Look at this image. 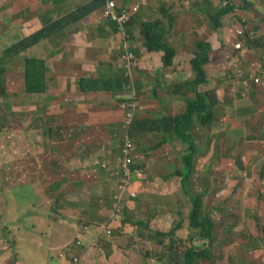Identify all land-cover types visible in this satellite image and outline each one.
Returning <instances> with one entry per match:
<instances>
[{
    "label": "crops",
    "instance_id": "obj_1",
    "mask_svg": "<svg viewBox=\"0 0 264 264\" xmlns=\"http://www.w3.org/2000/svg\"><path fill=\"white\" fill-rule=\"evenodd\" d=\"M116 1L122 7L141 2ZM176 1L168 0L167 7L164 6L167 12L163 16L174 18L169 43L176 53L173 64L166 68L163 62L165 52L149 51L139 27L142 22L163 17L153 15L154 7H158L157 11L162 9L160 0H146L153 9L148 12L147 7L143 13L146 2L139 3V17L134 16L129 33H126L129 34L127 39L123 38L116 24L104 18L105 6L99 0H0V36L8 32L12 37L6 42V47L41 30H48L45 38L21 53L24 57L31 56L46 62L48 89L43 94L25 93L18 96L19 101L21 98L27 101L24 110L20 111V117L28 119L30 134L28 142H19L18 159L24 157L26 152L31 157L43 151L48 153L46 157L52 156L55 164L82 167L76 172L77 179L71 180V188L59 191L61 184H53L52 188L57 191L50 192L53 198L59 199V210L55 206L40 207L31 201L27 206L28 212L24 211L23 206H18L19 222L13 226L24 239L17 236L16 240H11L0 234V264H72L60 254L71 256L81 253L73 248V239L76 227L89 223L88 212L94 217H104L103 221L113 218L111 204L107 202L115 188L111 187V172L104 169L103 164L112 162L120 153L119 144L124 141L132 123L133 127H139L135 134L131 128V136H134L145 176L142 186H137L141 208L143 206L142 210L146 211L141 216L143 222L161 227L165 213L174 215L181 211L179 200L172 205L175 209H166L171 208L168 203L176 194L185 198L181 177L175 172L183 169L182 158L186 154V147L175 136L165 142L164 138L165 131L169 129L170 133L173 126L170 118L180 115L181 109H185L183 103L187 105L192 98V67H189L192 60V31L200 32L195 26L196 21L200 26L202 22L195 20L192 26V14L184 18L185 14ZM248 1L260 7L255 0ZM92 3L94 10L78 19V15L81 16ZM5 15L11 17L9 26L4 25ZM232 18L230 14L223 20L219 41L225 36L226 22ZM127 51L137 59L134 68L140 69V77H135L136 80L129 79L126 62L122 59ZM212 53L213 63L217 51ZM234 54L238 60L242 55L238 51H234ZM243 67L248 69L246 64ZM249 80L244 75L239 80L240 84H235L239 92L228 95L224 100L220 98L222 90H218V96L223 101L220 103L221 119L214 129L211 128V136L210 131L203 132L199 143L209 138V145H217L219 155L217 158L213 152L210 155L206 151L208 146L200 143L194 174L201 173V184L196 187L194 182L192 186V175L189 181L190 190L193 188L202 196L204 213L216 223L215 229L220 234L215 244L218 256L226 257L225 263L211 260L207 264H260L264 256V233L259 230L260 212L252 203L251 196L252 192L255 198H264V90L260 88L256 91L253 86L250 89ZM182 83H188L189 90L180 89L178 86ZM243 91H248L250 96L246 104H242L240 96ZM230 100L238 105L232 112L228 105ZM226 105L227 111L224 113ZM130 113L134 122L128 125ZM22 130L20 128L18 133ZM40 135L44 145L36 143L41 139ZM176 145H182V149L177 151ZM226 164L230 166L229 170L224 167ZM15 176L14 180L19 183L29 179V173L21 167L15 170ZM213 179L216 186L212 184ZM64 181L59 179L54 182ZM86 181H91L93 185L84 186ZM105 181L109 184V191L99 194ZM224 184L229 190L222 195ZM30 187V193L37 195L39 198L36 202H39L37 187L35 184H30ZM72 197L76 199L72 200ZM232 197L234 201H229L230 205H227ZM216 199V202L207 204L209 200ZM162 201H165L166 207ZM189 204L188 200L187 206H184L186 212L191 208ZM127 207L130 215L138 209L135 201L128 202ZM22 215L27 223L22 221ZM31 238L42 244L38 252L29 245ZM89 243L90 235H87L84 244ZM149 243L162 247L155 242ZM89 252L85 257L82 255L84 260ZM106 259L110 264V260L112 263V260L118 259V254H110Z\"/></svg>",
    "mask_w": 264,
    "mask_h": 264
},
{
    "label": "rangeland",
    "instance_id": "obj_2",
    "mask_svg": "<svg viewBox=\"0 0 264 264\" xmlns=\"http://www.w3.org/2000/svg\"><path fill=\"white\" fill-rule=\"evenodd\" d=\"M162 5L160 7L163 9V7H167L166 3H168V0H160ZM224 1L225 0H177L178 7L182 9L183 13L185 14L184 18H188L187 15L192 14V26L195 24L193 20L200 19L202 22L201 26L198 21H196L197 25L196 28L197 30H200V32L197 31H192V57L194 55L193 50L195 51V46L194 42L199 41V40H207L212 47L216 46L217 48L220 46H217V33L214 31V29L211 27L210 24L211 19L209 18V13L214 14L216 11L223 9L224 6ZM237 1V8H244L246 11L249 13H244L241 11L235 12V14L232 16L235 19H232L230 22L227 21V30L225 33V36L222 38L221 41H224L227 38H230L232 42H235L236 38L234 37V33H231V29L235 28V25L240 22L241 18L245 17L249 21V24L257 27L259 25H262V19L260 18L261 16L258 14V10L256 8H253L251 5L245 3L244 0H236ZM257 2L260 4V6H264V0H257ZM165 4V5H164ZM88 11H90V8H87V10L81 15V19L87 16ZM156 17V16H155ZM225 17L223 18V20ZM11 17L5 15V26L11 25ZM188 22V21H187ZM188 28V26H185ZM231 27V29H230ZM261 31V30H259ZM258 31V32H259ZM198 33V34H196ZM5 34V33H4ZM0 36V62L4 59L5 61H9V64H5V68L7 69V73H5L6 78H8V99L10 100V104L8 107H10V111H1L0 110V234H4L6 238L16 240L17 236L19 239H24V237L19 236L17 233L19 231L13 226L16 225L19 222V213H18V206H23L25 209L24 211L28 212L29 208H27L29 202L31 201L32 203H35L37 205L41 206H55L54 208L59 210L61 208L59 199L53 198V195L48 192L47 190H52L53 192L57 191L53 187L54 183H60L61 187L59 191L64 190V189H69L73 186L72 181L73 179H77L76 172L80 171L82 167L77 168L76 165H67V166H60L58 164L53 163V160H51L50 157H45V153L43 151L38 152L40 153L39 156L40 158L33 159L31 163H27L24 166L25 172L29 173V179L26 180L25 182L31 181V183L35 184L37 187V191L40 194V201L36 202V199L39 197L33 193H30L29 186L28 185H22L18 181L14 180L15 179V166H13V162L18 160V145L19 142L22 140L23 142L26 141V131L23 129L22 132H20V140H18L17 134H15V128H17L19 125L14 123V119L18 121V123H21L26 120L25 117H20V111L24 110L23 106L27 102L23 98L19 101L18 96H21V94L24 92V77L23 74V68L21 67L20 63V57H6L5 56V45L6 42L12 40L11 34L7 32V34L4 36ZM16 34V32H14ZM220 40V39H219ZM220 41V42H221ZM254 49V43H253ZM219 49V48H218ZM214 51V49H213ZM212 51V52H213ZM226 49H220L217 54H215V58L213 59V63L207 65V73H208V81L209 83L207 84L206 87L201 86L199 88V91H203L204 89L207 90H222L221 95L223 96V93H229V95H233L236 92H239L238 86V81L243 78L244 75H247L249 79H253L256 83H264V75L262 74V70H260L261 74L256 73L253 69L249 71V69H246L243 67L245 65V59L247 56H249L247 59L249 61V64L254 65L258 64L260 67L264 64V60H261L257 56V54H251L250 51L245 47L240 51L241 57H239V60L231 59V58H226ZM264 55V51L262 52ZM242 62V64H241ZM189 67L191 68V64H189ZM261 69V68H260ZM140 69L136 68L135 71H133V78L135 77H140L139 75ZM192 73V77H193ZM227 79H232V82L235 85L231 86V83L228 82ZM136 80V79H135ZM3 84V83H2ZM6 84V82H5ZM227 84V85H226ZM252 86V85H251ZM254 87V86H253ZM232 88V89H231ZM235 89V90H234ZM233 93V94H232ZM241 99H242V104H245L246 100L250 99L248 91H243L241 94ZM195 98L194 92H192V98L189 100H192ZM138 103H139V98H138ZM20 104H23L19 106ZM183 105H185V109H181L180 114H184L187 105L184 102ZM229 108L231 109L230 112L235 111L237 109L236 104H234L233 101L230 100V103H228ZM227 105L225 106V111H227ZM260 109V108H259ZM258 109V110H259ZM19 112V116L16 117V113ZM222 113V111H221ZM177 116V115H175ZM11 117V119H10ZM259 116L258 118H260ZM263 119H264V110H263ZM221 119V117H220ZM253 120V118H252ZM264 121V120H263ZM26 124V123H24ZM173 124V123H172ZM262 127V125L260 126ZM198 132H204L205 130L203 128H198ZM193 132H196V128L193 129ZM197 136L202 135V133H198ZM188 134H192V130L188 132ZM30 135V134H29ZM41 139L38 141V145H43V138L42 135ZM200 137H197L196 142L199 144ZM205 142L203 143L200 142L202 145H207V150L210 152V155L213 152L214 157H218V152H217V145H209L210 139L206 138L204 139ZM189 143L186 141L184 143V146L187 148ZM175 148L178 150L182 149V145H176ZM186 154L189 153L188 150L185 151ZM223 154V153H222ZM231 157V155H229ZM180 159V158H179ZM227 160V158H225ZM195 167V166H194ZM227 170H229L230 166L226 164L224 166ZM97 173L101 175V172L97 170ZM201 173L199 175H192V186H194V182H196V187H198L201 184V179H200ZM191 178V176H190ZM65 180L64 182H54L57 180ZM200 180L199 182L197 180ZM190 181V179H189ZM213 185H217V183L214 181L212 182ZM22 185V186H21ZM93 183L91 181H86L84 183V186L90 187L92 186ZM139 185L142 186V182H139ZM16 186V188H15ZM34 187V186H33ZM83 189V188H82ZM228 187H225L224 184V190L222 195L228 192ZM32 191V190H31ZM109 191V184L107 181H105L103 185V189L101 190L100 193H106ZM257 193V192H256ZM185 198L183 199L181 194H176L173 196L169 203L171 208L166 209V210H172L175 209L173 208V204H176V200H179L180 206H181V212L178 213L179 216L169 214V212L165 213L162 220H161V227L158 229L156 226L153 227L154 230L160 232L165 231L169 232L173 227H174V221L175 219H180L184 218L185 222H189V214L190 210H187V212L184 210V206L188 204V198L185 193ZM251 196H253V202L255 203L256 209L260 212V226L259 230L260 232L264 233V198L257 199L254 197V195L251 192ZM33 198V199H32ZM224 198H226L224 196ZM76 199V197L71 198ZM165 200V198H162ZM58 200V201H57ZM185 200V201H184ZM220 200V196H219ZM216 200H209L207 204L216 202ZM229 201H234V197L230 198L227 201V205H230L228 202ZM136 206L138 205V209L136 211H133L134 219H132V225L127 224L123 226L121 224V220L125 218V211H124V216L123 217H118V216H113V219H110L107 223L105 220L103 221L104 217L100 218V216H91L89 215L88 212V220L90 225H95L96 223H102L106 226L105 230H103L102 233H99L97 229L94 227L87 235H90V243L89 245L83 244L82 246V254L89 252L91 249L93 251H90L89 254L87 255L86 259L84 260V257L81 260L80 264H109V261L106 259V256L110 254H118V259L116 260H110V264H158L160 260L159 256L164 257L165 263H170V257L173 258L174 260L179 261L180 263L183 261V254L179 250L172 251L169 246H162L159 247L155 245L154 243H149L150 241L148 240L150 234L148 230L142 229L141 225L139 224L140 222H143L144 218H141L143 214H146V211L142 210L143 206H139V200L136 199ZM164 202V206L166 207V203ZM163 205V204H162ZM189 207H191V203L189 204ZM133 208V206H132ZM165 209V208H162ZM191 209V208H190ZM131 214V211H130ZM257 214V213H256ZM22 217V221L26 222L25 217ZM135 217L137 219H140V221H136ZM243 218H241L240 221H242ZM114 220V221H112ZM112 221V222H111ZM139 222L138 224L134 225V223ZM27 223V222H26ZM11 225V226H10ZM59 227L58 225H55ZM121 229L122 234L116 233V230ZM111 231L109 234L108 231ZM164 232V233H165ZM154 233V232H153ZM185 235L182 238H186V235L188 237L190 236L189 230L188 229H183L181 231H178L177 234ZM86 235V236H87ZM216 235L217 238L220 237L219 232L216 230ZM69 236V235H68ZM192 237V236H191ZM234 241V243L237 241ZM32 239V242L29 244L30 246H33L35 248V252H38L40 248L42 247V244L37 242L36 239ZM75 239V236H74ZM73 239V240H74ZM86 239V237H85ZM227 237L224 238V242L226 241ZM63 240V238H62ZM197 242L196 245L202 246L204 241L201 239H195ZM217 241L214 242V245L211 247V253H212V261L218 262V263H225L224 258H221L218 256V251L215 247ZM85 243V240L84 242ZM228 244V243H226ZM88 246V248H85V246ZM114 245H118V247H115ZM143 253V254H142ZM230 256V255H228ZM111 257V256H110ZM64 259H66V254L64 253ZM111 259V258H110ZM264 260V256L261 258L260 264H264L262 262ZM205 263L207 264L208 262H202V264ZM254 264V262L252 263Z\"/></svg>",
    "mask_w": 264,
    "mask_h": 264
},
{
    "label": "trees",
    "instance_id": "obj_3",
    "mask_svg": "<svg viewBox=\"0 0 264 264\" xmlns=\"http://www.w3.org/2000/svg\"><path fill=\"white\" fill-rule=\"evenodd\" d=\"M99 1H102L104 4L103 6H105L109 0H99ZM255 1L257 2V0ZM141 2L144 3L146 2V0H141ZM248 3L253 8H256L258 10V14L261 16L260 18L262 19V25L254 27L249 24V21L246 18V21H242L243 23L241 24L242 34L239 35V40L245 41L250 52H252L253 54H257V56L261 58V60H264V55L262 54V52L264 51V6L257 7L253 1L252 3L251 2ZM134 5H132V7H134ZM147 7H148V12L153 9L152 6H150L146 2V4L143 5L142 13L146 12ZM87 8H90V11H88V13H91L92 10H94L95 6L92 3ZM157 8L158 7H154V11H153L154 16L156 15L163 16L164 12L165 13L167 12V10L164 9V7L159 11H157ZM232 11H233V7H232ZM208 13L211 22H213L212 24H210L211 27L215 29V31L220 32L222 28L221 22L223 21L222 17L229 15L231 13V9L229 10L228 8V9H221L219 11L217 10L216 13L214 14L210 13V11H208ZM134 16L139 17V11L135 12L131 16L132 20ZM78 19H81L80 15H78ZM173 26H174L173 18H169L168 16L166 17L163 16L160 19H154V21L142 22L141 24H139V27H141V37L144 39L145 41L144 44L146 45V47H148V50L149 51L162 50L165 52L163 56V62L166 68L173 64L176 56V53L173 50L174 48L171 47L169 43L170 40L169 35H171ZM128 28H127V32L129 33ZM47 33L48 30H41L38 33L28 38H25L17 42L16 44L11 45L10 47L8 46L5 49L6 57H11V58L16 56L20 57V63H21V67L23 68V74H24V77L22 79H24L25 81L24 92L22 94L26 93V95L29 94L32 95V94L47 93L48 85H47L46 62L43 61L42 59H38L31 56L24 57L21 54L24 51L27 52L29 48H31L32 46L37 44L40 40L45 38L47 36ZM120 33L125 39H127V37L129 36V34H124L122 32ZM251 34H255V35L251 36ZM253 43L256 49H254ZM194 46H195L194 47L195 51L193 50L194 55L191 60L192 73L194 76L192 77V82L190 83L192 84V92H194L195 98L187 101V109L184 114H180L174 118H170L173 122V126L170 128L171 129L170 133L168 132L169 129L165 131V138H164V142H165L166 140H171L172 136H175L176 139L180 140L183 144L186 141L189 143V145L186 148V150H188L189 153L185 154L182 158L183 169L179 172L177 171L175 172L177 176L181 177V188L186 194L187 198L189 199V202L191 203L189 222L186 223L184 218L175 219L174 227L169 232H165L161 230H159L160 232H158L154 230L153 227L156 226L159 229L160 226L157 225L150 226L146 222L134 223V225L139 223L142 228L144 226V229L148 230V232L150 233L148 240L150 242H155L160 246H169V248L172 251L179 250L180 252H182L183 261L181 263L170 257L171 262L167 264H202L204 260L205 262H210L212 260L211 247L214 245V242L217 240V235H216L217 229H215L216 223L211 218L210 215L204 213L202 196L199 195V193L193 188L192 191L190 190L189 179L190 176L193 175L195 172L194 162L196 156L199 154L198 153L199 145L196 142V139L197 137H201L203 135V132H198L197 129L203 128L205 130L204 132L210 131V136H211V128L214 129V127H216L217 122L220 120V117L222 116L220 103H222L223 101L221 100L226 99L229 93H223V96L219 95L221 98L220 100L218 96V89L217 90L204 89L203 91H199V88L201 86L206 87L207 84L209 83L206 66L211 64L212 62L210 54L213 51V49L207 40L196 41L194 43ZM5 64H9V61H5L3 59L0 62V110L10 111V107H8L10 104V100L8 99V78H6L7 76H5V73H7ZM245 64L247 65L248 69L251 70L253 69L256 73L261 74L260 70H262V74L264 75V64L261 67L258 64L251 65L249 64L247 58L245 59ZM90 82H93L95 84L97 83V81H92V80ZM229 82L235 87V84L232 83V79ZM249 84H250V89L252 85L254 86L253 88L256 91L259 90L260 88L264 90V83L259 84L256 83L254 80L250 79ZM178 87H180V89L183 90L184 89L189 90L190 85L188 83H182ZM94 88L96 89V87ZM228 103H230V101ZM15 115L16 117L19 116V112H17ZM14 123L19 125L17 128H15V132H16L15 134H17V136L20 137V133H18V131L20 128L21 129L23 128L26 131L25 142H28L30 136L29 127L27 125L28 119L26 118V120L21 123H18V121L14 119ZM132 124L129 127L128 133L130 137L134 139L133 134L131 136V128H132V132L135 134V131L139 127H133ZM195 128H196V132H193V129ZM190 130H192V134H188ZM197 132L202 133V135L197 136ZM36 143L38 144V140H36ZM119 145L120 146L123 145V142H121ZM122 147L123 146H121V149ZM22 152L25 153V150L23 149ZM39 154L40 153L36 154L35 156L31 155V157H28L26 152V155L24 157L13 162V166H15V170L18 171L19 167H21V169L24 170L25 164L31 163V161L33 159H36L37 157L40 158ZM47 154L48 153H45L44 156L45 157L48 156ZM51 160H52V156H51ZM136 162L137 164L142 165V160L140 159L139 154L136 159ZM122 180L123 178L121 176L119 177L114 176L113 178L112 175L111 187L115 186V184L121 183ZM20 184L28 185L29 189H31L30 187V184H32L31 181L23 182ZM72 190L75 191L76 189H72ZM46 192L50 193L49 190H47ZM124 210H125V218L124 221H122L121 223L123 226H125L129 222H132L133 221L132 219H134V216L130 215V210L128 207H126ZM175 215L179 216L178 214ZM135 220L140 221V219H137L136 217ZM183 229L185 230L188 229L190 233V236L188 237V235H186L185 239L182 238L185 235H181L180 233L177 234L178 231H181ZM116 233L122 234V230L118 229L116 230ZM195 239L203 240L204 241L203 245L202 246L196 245L197 242L195 241ZM84 246L85 248H88V246L86 245ZM63 257L64 256H62V258ZM75 257L76 256L74 254L71 256H69V254H66V260L69 259L71 262ZM159 257L160 260L162 261H159L158 264H166L163 259L164 257L162 256Z\"/></svg>",
    "mask_w": 264,
    "mask_h": 264
},
{
    "label": "clouds",
    "instance_id": "obj_4",
    "mask_svg": "<svg viewBox=\"0 0 264 264\" xmlns=\"http://www.w3.org/2000/svg\"><path fill=\"white\" fill-rule=\"evenodd\" d=\"M110 1V0H109ZM116 3H117V1L116 0H114ZM235 1V2H234ZM245 1V3H247V4H249L248 2H251L252 3V1H248V0H244ZM107 5V4H106ZM106 5H105V7H106ZM138 5V10L136 11V12H138L139 10H140V4L139 3H136L135 5H134V7L135 6H137ZM237 1L236 0H225L224 1V6H223V9H228L229 8V10L231 9V17L235 14V12H236V10L237 11H241V12H244V13H249L248 11H246L243 7L242 8H240V9H238L237 8ZM104 7V8H105ZM117 7H118V12H121V11H123V10H127V11H129L130 12V20H129V22L127 23V25L124 27L123 26V28L121 29L120 28V25L117 23V22H114V21H111V20H109V19H107L105 16H104V10H103V16H104V18L105 19H107L108 21H110V22H112V23H114V24H116V26H117V28H118V30L120 31V32H122V33H124V34H126L127 33V28L129 27V24H130V22H131V16L135 13L134 12V7H130V6H127V7H122V6H119L118 5V3H117ZM232 7H233V11H232ZM229 14V15H230ZM228 16V15H227ZM224 17H226V16H223L222 17V20H223V18ZM232 19H235L234 17L232 18ZM196 20H200V19H196ZM195 20H193V22H194ZM242 21H246V18L245 17H243V18H241V20H240V22L238 23V25H237V23H236V25H235V28L234 29H232V32L234 33V37L236 38V40H235V42H232L231 40H224V42L221 44L220 43V41H219V36H220V32H221V30H220V32H217V31H215V29H214V31L217 33V36H218V41H217V43H220V44H218L217 46H220V47H216V46H214V47H212V45H211V47H212V49H214V51H217V53H218V51L220 50V49H226L227 48V50L228 51H226L225 53H226V58H231V59H233V60H235V59H237V57L235 56V54H234V51H238V52H240L243 48H247L248 50H249V48H248V46H247V44H246V42L245 41H242V40H239V35H241L242 34V29H241V24L243 23ZM173 22H174V18H173ZM221 24H222V28H223V25H224V23H223V21L221 22ZM196 27V26H195ZM221 28V29H222ZM231 28V27H230ZM195 31V30H194ZM199 31V30H198ZM196 34H198V33H196ZM255 34H251V36H254ZM1 36H3V35H1ZM196 42V41H195ZM194 42V43H195ZM7 46V44L5 45V47ZM7 48V47H6ZM5 48V49H6ZM5 51V50H4ZM213 51V52H214ZM250 51V50H249ZM212 54H214V53H212L211 52V54H210V56L212 55ZM251 54H253L252 52H250V55ZM130 55L132 56V58H129L130 57ZM122 59H123V61H125L126 62V65H125V68H126V70H127V75H128V77H129V79H133V71H135V66H136V62H137V59H135V56H134V54L133 53H131V52H129V51H127L123 56H122ZM238 60V59H237ZM134 62H135V65H134ZM132 118H131V120H129V119H127V123H128V125H130L132 122ZM127 138H129V139H131L132 141H133V143L136 145V143H135V141L130 137V135H129V133L126 135V137L124 138V141H123V145H121V146H123L124 147V142L126 141V139ZM123 147H122V149H123ZM122 149L120 150V153L118 154V155H116L115 157H114V159H113V161L112 162H108V163H104L103 164V168L104 169H107V170H109L110 172H111V174L113 175V168H114V165H115V162H116V158L122 153ZM137 157H138V150H137V145H136V158H135V165H136V167L138 168V170H140L141 171V176L140 177H138V176H136V175H134V177L132 178V181H131V185L127 188V190H126V192L125 193H123V195H122V197L119 195V192H118V185L119 184H115V186H114V188H115V191H113L112 193H111V198H110V200L107 202L108 204H111V208H112V212H113V216H118V217H123L124 216V209L128 206V202H133V201H136V199H138V200H140V190L137 188V186L139 185V182H143V180L145 179V176H144V172H143V169H142V165H140V164H137V162H136V159H137ZM112 175H111V178H112ZM113 178H114V175H113ZM133 194H134V196H133ZM139 206H141V201H139ZM116 207H119L120 208V212L118 213L117 211H116ZM137 207H138V205H137ZM114 218V217H113ZM113 218H111V217H109L107 220H105V222L107 223L110 219H113ZM112 221H114V220H112ZM111 221V222H112ZM122 221H124V219H122L121 220V223H122ZM127 224H130V225H132V222H129V223H127ZM96 228L97 229V231L99 232V233H102L103 232V230H105V228H106V226L104 225V224H102V223H99L98 222V224L96 223L95 225H90L89 223L88 224H85V223H82V224H80V225H78L77 227H76V231H75V234H74V236H75V239H74V245H73V248L74 249H76V250H79L81 253L80 254H78V255H75L76 257L75 258H77L78 259V262L77 263H74V261H72L71 263L72 264H80L81 263V260H82V251H81V249L82 248H80V247H82L83 246V242H84V240H85V237H86V235L93 229V228ZM78 234H81L82 235V238H81V241H80V244H78L77 242H78V239H77V235ZM60 256L62 257V256H64V253H61L60 254Z\"/></svg>",
    "mask_w": 264,
    "mask_h": 264
},
{
    "label": "built area",
    "instance_id": "obj_5",
    "mask_svg": "<svg viewBox=\"0 0 264 264\" xmlns=\"http://www.w3.org/2000/svg\"><path fill=\"white\" fill-rule=\"evenodd\" d=\"M134 12L138 10V5L134 7ZM104 16L114 22H117L122 29L125 27L130 20V12L127 10H123L118 12L117 3L114 0L108 1L106 7L104 8ZM129 58H132L130 55ZM132 114H128V119L131 120ZM136 158V145L129 138L124 142V147L122 149V153L116 158V162L113 168V175L115 177L121 176L123 178L122 182L118 185L119 195L122 197L123 193L126 192L127 188L131 185L132 178L134 175L140 177L141 171L135 165ZM134 196V194H133ZM116 211L119 213L120 208L116 207ZM110 234L111 231L109 230ZM82 235L78 234V244H80ZM74 263L78 262L77 258L73 259Z\"/></svg>",
    "mask_w": 264,
    "mask_h": 264
}]
</instances>
